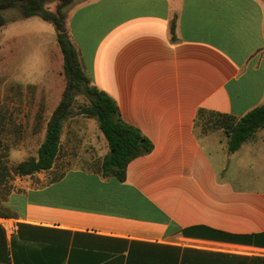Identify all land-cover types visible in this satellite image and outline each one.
I'll list each match as a JSON object with an SVG mask.
<instances>
[{
  "label": "crops",
  "instance_id": "0c3cea01",
  "mask_svg": "<svg viewBox=\"0 0 264 264\" xmlns=\"http://www.w3.org/2000/svg\"><path fill=\"white\" fill-rule=\"evenodd\" d=\"M64 23L90 84L152 149L123 179L105 175L94 165L98 141L103 157L109 151L97 120L64 119L51 167L17 176L0 203V264H243L264 255V178L226 177L211 155L218 145L204 143L219 131L227 146L224 132L195 125L199 109L240 118L264 103V0H77ZM53 35L46 54L61 53ZM60 59L52 112L66 83Z\"/></svg>",
  "mask_w": 264,
  "mask_h": 264
},
{
  "label": "rangeland",
  "instance_id": "374dc122",
  "mask_svg": "<svg viewBox=\"0 0 264 264\" xmlns=\"http://www.w3.org/2000/svg\"><path fill=\"white\" fill-rule=\"evenodd\" d=\"M76 1L69 0L63 7L64 22ZM60 3L61 0H50L45 8L55 12ZM2 14L7 21L3 28L0 27V32L1 28L6 30L11 39L8 42L5 33L0 35V203L19 176L13 172V167L37 155L51 108L58 102L57 88L62 83L59 79L61 53L51 48L46 54L47 48L54 44L52 24L38 15L26 19L18 8L7 9ZM87 104L86 97L77 95L71 105L73 113L69 116ZM203 119L205 116H199L197 120L200 128ZM221 139L223 134L215 131L204 139V143L207 148L211 144L218 145L217 152H211V155L213 160L227 167L226 177L235 183L239 176L241 180L253 176L264 178V129H258L253 139L233 153L224 142L219 145ZM97 145L96 156L99 157L94 165H100L103 159L104 148L99 141ZM85 150L88 152L90 147L85 146Z\"/></svg>",
  "mask_w": 264,
  "mask_h": 264
},
{
  "label": "trees",
  "instance_id": "16d2710c",
  "mask_svg": "<svg viewBox=\"0 0 264 264\" xmlns=\"http://www.w3.org/2000/svg\"><path fill=\"white\" fill-rule=\"evenodd\" d=\"M48 1L50 0H0V26L7 21L2 12L11 8H18L22 17L38 15L53 24L66 80L59 104L47 121L45 136L37 149V155L20 161L12 170L15 174L27 175L51 167L59 150L62 121L73 113L71 109L73 99L77 95H83L87 98L88 104L79 107L76 114L94 117L97 120L109 149L100 163L102 173L123 179L129 161L148 153L152 149V143L138 128L121 118L115 101L108 94L90 84L64 26L62 9L69 0H61L55 12L45 8ZM199 116H205L201 123L203 132L222 129L230 152L237 150L258 129H264V103L240 118L227 113L199 109L195 125H198ZM0 215L6 213L0 210ZM2 231L0 226V232ZM243 264H264V255L246 256Z\"/></svg>",
  "mask_w": 264,
  "mask_h": 264
}]
</instances>
